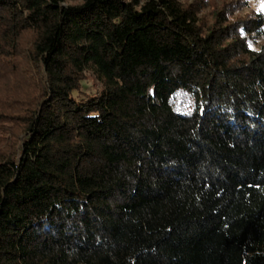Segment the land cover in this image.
I'll return each instance as SVG.
<instances>
[{
    "label": "trees",
    "instance_id": "16d2710c",
    "mask_svg": "<svg viewBox=\"0 0 264 264\" xmlns=\"http://www.w3.org/2000/svg\"><path fill=\"white\" fill-rule=\"evenodd\" d=\"M245 4L0 0V264H264Z\"/></svg>",
    "mask_w": 264,
    "mask_h": 264
},
{
    "label": "rangeland",
    "instance_id": "374dc122",
    "mask_svg": "<svg viewBox=\"0 0 264 264\" xmlns=\"http://www.w3.org/2000/svg\"><path fill=\"white\" fill-rule=\"evenodd\" d=\"M71 2H77L79 0H70ZM182 1H188V2H193L194 0H182ZM217 3H220L223 0H214ZM228 1H238V0H228ZM246 4L243 6L241 9H239V15H245L249 14L251 12H255L257 10L263 11L264 12V0H242ZM208 8L204 9L202 12L203 13H208ZM83 85L85 86V90L87 92H94L95 90H98L99 88V83L98 81L94 80L92 76H89L88 80H86Z\"/></svg>",
    "mask_w": 264,
    "mask_h": 264
}]
</instances>
